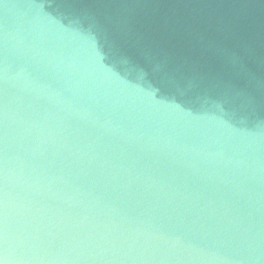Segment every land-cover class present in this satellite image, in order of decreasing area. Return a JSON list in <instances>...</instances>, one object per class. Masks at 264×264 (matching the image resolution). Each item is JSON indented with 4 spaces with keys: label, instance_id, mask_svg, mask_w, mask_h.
I'll list each match as a JSON object with an SVG mask.
<instances>
[{
    "label": "water",
    "instance_id": "obj_1",
    "mask_svg": "<svg viewBox=\"0 0 264 264\" xmlns=\"http://www.w3.org/2000/svg\"><path fill=\"white\" fill-rule=\"evenodd\" d=\"M0 260L264 264V0H0Z\"/></svg>",
    "mask_w": 264,
    "mask_h": 264
},
{
    "label": "clouds",
    "instance_id": "obj_2",
    "mask_svg": "<svg viewBox=\"0 0 264 264\" xmlns=\"http://www.w3.org/2000/svg\"><path fill=\"white\" fill-rule=\"evenodd\" d=\"M0 264H5V261H3V260H0Z\"/></svg>",
    "mask_w": 264,
    "mask_h": 264
}]
</instances>
